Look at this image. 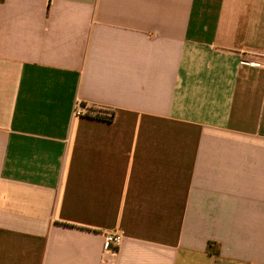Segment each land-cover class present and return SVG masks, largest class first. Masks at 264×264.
<instances>
[{
	"label": "crops",
	"instance_id": "crops-1",
	"mask_svg": "<svg viewBox=\"0 0 264 264\" xmlns=\"http://www.w3.org/2000/svg\"><path fill=\"white\" fill-rule=\"evenodd\" d=\"M250 62L264 0H0V264H264Z\"/></svg>",
	"mask_w": 264,
	"mask_h": 264
},
{
	"label": "built area",
	"instance_id": "built-area-1",
	"mask_svg": "<svg viewBox=\"0 0 264 264\" xmlns=\"http://www.w3.org/2000/svg\"><path fill=\"white\" fill-rule=\"evenodd\" d=\"M250 63L264 67V65L257 62ZM100 110V107L89 105L78 100L74 108V114L76 116H95L100 113ZM123 238V233L119 231H107L104 235V253L116 254L123 242Z\"/></svg>",
	"mask_w": 264,
	"mask_h": 264
},
{
	"label": "trees",
	"instance_id": "trees-1",
	"mask_svg": "<svg viewBox=\"0 0 264 264\" xmlns=\"http://www.w3.org/2000/svg\"><path fill=\"white\" fill-rule=\"evenodd\" d=\"M212 245H213V243H209V244H208V250H209V251L212 249ZM214 252H215V254H218V253H219V250H216V251H214Z\"/></svg>",
	"mask_w": 264,
	"mask_h": 264
}]
</instances>
